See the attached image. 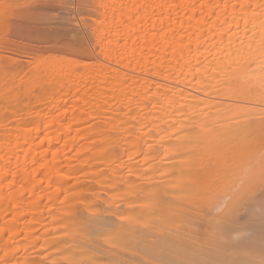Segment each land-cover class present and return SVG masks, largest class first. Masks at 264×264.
I'll return each mask as SVG.
<instances>
[{
    "label": "bare ground",
    "instance_id": "obj_1",
    "mask_svg": "<svg viewBox=\"0 0 264 264\" xmlns=\"http://www.w3.org/2000/svg\"><path fill=\"white\" fill-rule=\"evenodd\" d=\"M81 1L0 0V264H264V0Z\"/></svg>",
    "mask_w": 264,
    "mask_h": 264
},
{
    "label": "rangeland",
    "instance_id": "obj_2",
    "mask_svg": "<svg viewBox=\"0 0 264 264\" xmlns=\"http://www.w3.org/2000/svg\"><path fill=\"white\" fill-rule=\"evenodd\" d=\"M83 4L81 0H30V45L48 50L67 45L76 48L81 38L79 22L86 12Z\"/></svg>",
    "mask_w": 264,
    "mask_h": 264
},
{
    "label": "snow or ice",
    "instance_id": "obj_3",
    "mask_svg": "<svg viewBox=\"0 0 264 264\" xmlns=\"http://www.w3.org/2000/svg\"><path fill=\"white\" fill-rule=\"evenodd\" d=\"M262 7H264V5H262ZM190 182L192 183V184H195L196 183V178L195 177H191L190 178ZM194 194V193H193Z\"/></svg>",
    "mask_w": 264,
    "mask_h": 264
}]
</instances>
